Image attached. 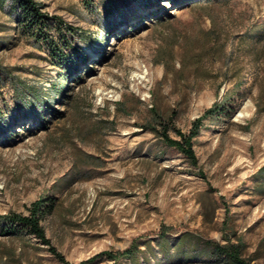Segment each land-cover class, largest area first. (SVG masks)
I'll return each instance as SVG.
<instances>
[{
    "label": "rangeland",
    "instance_id": "1",
    "mask_svg": "<svg viewBox=\"0 0 264 264\" xmlns=\"http://www.w3.org/2000/svg\"><path fill=\"white\" fill-rule=\"evenodd\" d=\"M33 1L62 56L0 11V215L51 200L40 224L73 264L155 251L160 232L229 238L264 264V0ZM213 105L196 166L148 130L156 113L186 132ZM0 264L62 263L0 220Z\"/></svg>",
    "mask_w": 264,
    "mask_h": 264
},
{
    "label": "trees",
    "instance_id": "2",
    "mask_svg": "<svg viewBox=\"0 0 264 264\" xmlns=\"http://www.w3.org/2000/svg\"><path fill=\"white\" fill-rule=\"evenodd\" d=\"M83 2L88 7V3L85 0ZM0 11H8L16 23L23 22L22 34L35 46L43 42L49 49V53L60 59L62 54L54 52L56 49L50 34L51 26L48 24L49 19L56 21L57 24L59 21L57 18L42 12L40 4L33 0H0ZM258 93V96H261L264 92L261 90ZM216 108V105H213L205 109L199 117L191 122L186 132L173 130V135L170 133L168 121L154 113L148 122V130L165 146L180 153L191 166H196L197 160L192 149V141L202 128L203 121L210 119L216 112ZM1 131L2 127H0ZM263 170L264 166L258 170V173ZM52 210L53 202L47 198L39 197L29 205L26 216L18 214L0 215V220L21 224L30 235L47 246L48 251L57 261L62 264H73L67 262L64 256L50 245L49 239L45 236L40 224L42 218L51 213ZM166 235L165 232H160L155 251L150 247L149 242H144V250H140L137 240H133L122 251H103L76 264H96L102 260L110 261L111 264H119L121 260H127L130 264H149L150 260L158 264H171L175 261H200L205 264H254L250 258L242 256V245L238 242H231L229 238H224V243H219L213 240H203L184 232L171 243L167 240Z\"/></svg>",
    "mask_w": 264,
    "mask_h": 264
},
{
    "label": "bare ground",
    "instance_id": "3",
    "mask_svg": "<svg viewBox=\"0 0 264 264\" xmlns=\"http://www.w3.org/2000/svg\"><path fill=\"white\" fill-rule=\"evenodd\" d=\"M173 2H175V1H173Z\"/></svg>",
    "mask_w": 264,
    "mask_h": 264
}]
</instances>
